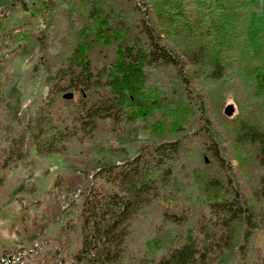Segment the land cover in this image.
<instances>
[{
	"label": "trees",
	"instance_id": "trees-1",
	"mask_svg": "<svg viewBox=\"0 0 264 264\" xmlns=\"http://www.w3.org/2000/svg\"><path fill=\"white\" fill-rule=\"evenodd\" d=\"M68 1L79 35L66 43L41 27L59 0L9 3L23 15L0 76V188L51 154L78 158L93 182L77 213L36 243L16 245L0 231V264H219L234 249L232 264H264V65L237 91L228 150L195 83L234 69L228 50L247 0H214L208 20L184 0ZM98 44L116 52L96 67L89 50ZM33 45L37 56L23 67ZM35 82L46 90L24 104L21 86ZM139 120L154 138L175 136H133ZM250 160L261 170L245 187L239 168Z\"/></svg>",
	"mask_w": 264,
	"mask_h": 264
},
{
	"label": "rangeland",
	"instance_id": "rangeland-1",
	"mask_svg": "<svg viewBox=\"0 0 264 264\" xmlns=\"http://www.w3.org/2000/svg\"><path fill=\"white\" fill-rule=\"evenodd\" d=\"M12 1L15 0L0 1V76L2 78L8 72L9 67L6 64L10 63L16 54L7 42L9 36L15 35L21 28L19 18L23 15V13L17 15L18 13L14 11L15 5L9 7ZM184 1H191L206 20L218 13L213 8L214 0ZM247 3L245 16L239 19L235 40L228 50L234 69L224 78L214 82L195 79L197 88L208 94L212 114L218 117L217 126L221 125L220 138L227 150L231 143V135L226 129V119L242 111V99L237 96V91L244 83L248 82L250 85L254 79L259 80L255 74V67L264 65V0H247ZM70 8L71 4L68 0H59L56 9L51 12L49 21L41 24L42 28H47L53 33L56 41L66 43L78 38V25L69 17ZM236 10L240 13L241 5H237ZM115 52L116 44L109 47L101 44L93 45L89 50L96 67L105 60H113ZM36 56L37 48L33 45L24 57L22 66H29ZM51 60L55 63L59 60V55H51ZM256 81L253 82L254 86L257 85ZM21 88L24 104L29 102L33 95L46 90L39 82ZM58 100L59 102L52 107L56 115L61 112L65 99L59 96ZM150 123L149 120L136 121L133 124L132 135L152 141L175 136L162 135L160 138H154L151 135ZM33 152L38 155L34 148ZM38 158L43 159L44 163L37 167L20 168L19 172L11 174L8 185L0 188V231L16 245L36 243L39 234L53 229L75 215L81 203L82 191L93 182L92 177L82 170L83 165L78 158L60 154L38 155ZM239 161V158H234L235 164ZM260 170L259 165L250 160L239 168L238 177L243 185L248 184L250 187L253 174ZM257 244L264 256V229L257 230ZM234 260H236L235 249L219 264H232ZM38 264H48V262L43 260Z\"/></svg>",
	"mask_w": 264,
	"mask_h": 264
}]
</instances>
